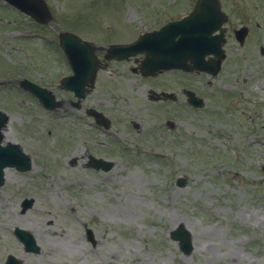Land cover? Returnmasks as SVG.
Masks as SVG:
<instances>
[{
    "label": "rangeland",
    "instance_id": "1",
    "mask_svg": "<svg viewBox=\"0 0 264 264\" xmlns=\"http://www.w3.org/2000/svg\"><path fill=\"white\" fill-rule=\"evenodd\" d=\"M45 1L53 16L46 24L49 30L78 29L93 41L132 30L136 35L153 26V16L145 13L154 9L180 17L195 2ZM225 4L234 22L242 20L235 17L237 4L249 8L252 23L259 21L264 27L263 0H225ZM123 14H130L126 23L132 30L122 23ZM21 21L26 24L0 0V68L10 61V47L24 45L16 41L19 32L32 29H19ZM30 45L39 46L33 40ZM249 46L253 65L247 66H253L257 76L264 71L260 69L264 53ZM230 51L231 58L241 53L231 45ZM171 74L159 77L158 88L173 91L187 82ZM137 80L123 81L119 93L126 106L139 107L142 118L126 109L114 115L112 127L105 131L72 119V126L63 124L61 146L56 142L54 115L45 113L33 97L0 89V109L13 116L6 137L16 136L24 124L31 136L28 146L37 149L29 173L21 176L5 170L6 185L0 188V264L8 253L21 264H264V110L228 115L223 110L226 100L216 99L215 91L205 86L209 100L204 109L192 111L178 93L176 103H154L153 121L143 102L147 83ZM225 84L220 85L228 90ZM263 84L260 77L252 91L264 99ZM124 119L126 124L121 123ZM168 119L174 128L166 126ZM131 120L145 122L146 132L136 135ZM83 127L93 138L90 153L113 161L109 171L83 167L84 145L76 135ZM73 156L78 160L71 164ZM178 177L185 178L183 186H176ZM25 197L34 202L22 212ZM180 224L192 239L188 255L169 236ZM84 225L92 229L94 245L87 240ZM15 227L30 231L40 247L37 253H23Z\"/></svg>",
    "mask_w": 264,
    "mask_h": 264
},
{
    "label": "flooded vegetation",
    "instance_id": "2",
    "mask_svg": "<svg viewBox=\"0 0 264 264\" xmlns=\"http://www.w3.org/2000/svg\"><path fill=\"white\" fill-rule=\"evenodd\" d=\"M220 1L221 8L227 14V21L223 25L225 56L221 61L218 73L214 77L203 72H184L178 69L154 74V72H148L143 68L145 56L142 53L124 58L123 56L111 54L106 51L113 44L133 42L144 34V32L159 28L162 24L173 18V14L170 12L157 13L153 9L150 13H145V17L153 16V26L148 30L138 31L136 35L135 33L131 35L133 31L131 29L132 26L126 23L129 21L130 14H123L122 23L126 29L130 28L132 30L131 32L118 36H104L103 38L98 35L106 41H93L91 38L84 37L80 33L83 31L78 29V31H59L57 28L49 30L46 24L52 21V13L49 22L44 23L38 18L23 14L14 9L19 15H22L26 22L24 24L21 21V23L17 24V27L19 29L32 27V29L29 31H21L17 35L16 41H20L24 45L17 44L18 46L10 47L12 48L9 51L10 61L5 64L4 68H0V89L4 88L8 92H11L9 95L17 94L25 96L27 99L32 97L37 99L35 91L38 89L36 86L45 88L42 100L52 101L53 103L51 102L52 104L49 108H45L44 106H41V108L45 113L54 115V118H56V142L60 146L65 143V139L62 136L64 131L63 124L65 122L69 126H72V119L74 121L81 119L87 125H92L93 127L95 125L105 131L112 127L113 120L116 118L114 115L118 114V112L124 113L126 109L133 115L137 116L139 114L138 117L142 118L144 114L140 111L139 107L135 105L130 107L126 106L121 102L122 98L119 93L123 90V81H129L127 83H130V80L134 77H137V81L147 83L145 92L141 93L143 95V102L147 106L145 110L152 113H147V115L152 116L153 121L154 103H176L180 100L178 93H181L184 104L192 111L204 109L207 100H209L205 94V86L209 87L210 91H215L216 99L226 100L223 110L228 115L237 111L240 113L248 112L250 115L262 113L264 103L261 102V99L263 98L256 97L252 89L255 82L260 77H264V71L258 73L257 76L253 73L254 67L251 66L253 65L251 63L253 57L250 54L252 50L249 44L251 43L254 46L255 51L258 50L259 53H264V27L260 25L259 21L252 23L249 14L250 9L246 7L241 8L237 4L235 17L239 16L242 20L234 22L231 19V10L229 12L225 0ZM64 31L74 34L80 41H74L73 43V41L66 39L65 36H62ZM32 40L38 43L39 46H31L30 43ZM65 44L71 49L70 55L64 50L63 45ZM230 45L233 50H240L241 53H235L231 58V51L228 52ZM47 54L53 56V58L46 57ZM249 63L251 65L248 67L247 65ZM112 65L115 68H111ZM260 69L264 70V68ZM171 73H177L178 77L187 82L177 90L172 89L173 91H167L168 88H158V85L155 83L159 81V77ZM223 82L226 83L225 85L228 90L222 89L220 84ZM215 84H217V87L213 90L212 88ZM154 91L169 92L171 94L170 99L158 100L155 98L157 96ZM188 91H192L196 98H201L202 102L197 101V99H195V102L191 100ZM216 92H220V94ZM229 102L230 106H228ZM4 112L7 114V119L0 126V147L2 148L0 150V158L7 157L9 160L18 161L21 166L12 165L6 169L13 170L14 173L22 176L29 173L35 165L33 156H35L37 149L32 150L28 146L31 136L24 124L21 130L17 131L16 136L6 137L8 131L7 123L10 117L13 118V116L7 111ZM19 115L22 119L21 113ZM96 115H99V117ZM105 119L109 121V127H106V124H104L103 121ZM127 122L128 120L126 119L121 121L123 124ZM144 124L145 122H138V120L130 121V125L136 135L146 132ZM174 127L175 124L173 121L169 124V129ZM76 135L84 145V152L81 156L84 159L83 167L101 172V170L89 167V161L91 162L93 158L110 159L90 153L88 143L93 142V138L90 137L87 128L77 129ZM28 158L32 162L30 168L21 169L20 167L25 164ZM69 160L71 164H74L77 163L78 157L73 156ZM5 176L0 188L6 185Z\"/></svg>",
    "mask_w": 264,
    "mask_h": 264
},
{
    "label": "water",
    "instance_id": "3",
    "mask_svg": "<svg viewBox=\"0 0 264 264\" xmlns=\"http://www.w3.org/2000/svg\"><path fill=\"white\" fill-rule=\"evenodd\" d=\"M12 3L23 12L30 14L33 17L41 18L42 21H47L49 11L42 0H6ZM226 21V16L220 9L219 0H196L193 11L178 21L168 22L159 30L147 32L140 38L127 45H111L107 51L111 54L120 56H129L138 52L146 54L144 59V68L147 66L148 72H156L162 69L182 68L184 70H205L216 73L219 68V58L223 57L221 43L223 42V28L221 25ZM219 30L218 34L214 33ZM214 33V34H213ZM62 36H69L77 41L75 37L68 33H63ZM150 39L146 40V39ZM212 54L214 58L205 61L204 56ZM216 58V59H215ZM192 65H188L187 61ZM146 61V64H145ZM146 69V68H145ZM164 95V93H161ZM6 120V115L0 113V124ZM2 148H0L1 150ZM7 160V157H4ZM0 158V184L3 180V168L10 164L18 165L16 161H4ZM28 165L22 168H29ZM96 167L104 166L107 170L111 163L104 165L103 160H95ZM184 181H179V185ZM33 199L23 201V210L32 205ZM86 237L93 244L95 243L93 232L86 228ZM18 238L24 243L27 251H38L33 236L22 229L15 230ZM172 239L180 241V249L188 254L192 250L190 235L187 231L179 226L177 232H173ZM17 259L9 255L6 264H18Z\"/></svg>",
    "mask_w": 264,
    "mask_h": 264
}]
</instances>
